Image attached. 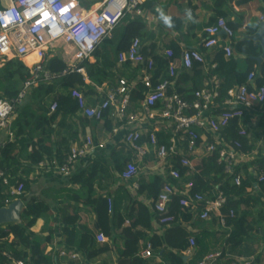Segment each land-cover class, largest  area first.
<instances>
[{
  "label": "built area",
  "instance_id": "obj_1",
  "mask_svg": "<svg viewBox=\"0 0 264 264\" xmlns=\"http://www.w3.org/2000/svg\"><path fill=\"white\" fill-rule=\"evenodd\" d=\"M152 0H100L97 9H91L81 0H3L0 6V57L5 59L23 58L34 55L37 61L32 63L16 98L0 99V130L8 129L15 112L30 90L38 84H48L53 75L46 63L49 51L58 46L65 50L63 56L70 71L82 74L85 70L76 64L90 60L101 42L110 37L113 29L126 15L147 19L143 5ZM235 4L237 0H230ZM9 17V19H5ZM205 37L196 48H185L175 58L171 48H162L157 54L167 61L166 74H156V65L152 56L142 53L139 38H134L127 49L117 55L119 64L129 63L137 69L133 79L116 78L115 86L106 82L94 86V104H87L83 94L73 89L71 96L77 100L78 112L92 121H113L112 133L124 128L123 143L129 160L120 172L122 181L130 184V189H139L140 168H145L151 175L160 176L162 185L157 196L151 202V209L159 225L169 227L175 217L169 214L174 196L179 195L178 205L185 212L196 213L198 218L207 221L216 214L220 226H226V217H232L233 209L227 214L221 208L226 204V197L220 189L212 195L193 191L191 177L198 174L197 165L208 156H215V162L226 175L233 174L235 168L247 158L243 153L242 143L238 138L227 137L231 121L237 120V136H248V131L241 121L246 112H252L255 103H264V86H257L255 72L249 73L246 82L227 91L226 97L218 102L220 79L213 75L207 83L195 90L191 99H184L176 91L179 76L178 69L186 71L194 64L206 66L204 52L213 48H222L225 57L234 54L231 46L233 31L223 17L203 29ZM226 42L221 45V42ZM67 59V60H66ZM264 61V58H263ZM212 65L211 68H214ZM138 85L143 92L140 104L133 109L132 94ZM98 96V100L97 99ZM56 103L50 106L54 111ZM258 113V112H256ZM161 133L164 141L159 142ZM12 136V133L9 132ZM101 145H96L91 136L86 135L79 144H73L62 162L53 161L57 171L70 176L76 164ZM147 157L151 158L148 159ZM148 160H147V159ZM176 161V162H175ZM149 164H153L149 167ZM174 163L184 169V174L175 168ZM256 181H264V173L258 176L252 166ZM186 177L187 180H183ZM0 178L7 184L0 170ZM172 181V182H171ZM241 174L234 178L239 185ZM23 193V184L10 188L13 199H4L1 206L8 205ZM108 211L112 210V201L107 198ZM98 242H103L102 233L96 235ZM195 247V238H188L187 254ZM10 258L7 253H2ZM151 255V244L140 253L142 258ZM218 253L205 255L193 264H213ZM74 255H72V258ZM14 264H24L14 261ZM231 264H250L246 259Z\"/></svg>",
  "mask_w": 264,
  "mask_h": 264
},
{
  "label": "trees",
  "instance_id": "obj_2",
  "mask_svg": "<svg viewBox=\"0 0 264 264\" xmlns=\"http://www.w3.org/2000/svg\"><path fill=\"white\" fill-rule=\"evenodd\" d=\"M251 1L237 0L235 5L241 7ZM229 2L231 1L210 0L215 19L218 17L225 19L228 16L229 7L227 5ZM95 3H98V1L91 0L85 6L88 7ZM154 4V0L146 2L143 5V9L154 12ZM235 14L232 21H227L233 31L231 40L235 54L225 57L221 48L212 49L205 54V58L206 61L211 58L209 63H216L214 69L203 73L200 72L201 65L194 64L191 69L184 71L180 81H183L185 85L178 86L176 82V91L184 99H191L194 91L202 88L196 84V80L200 81V79L203 80L213 75L220 79L218 102H221L226 97L229 89L245 83L251 72H255L257 75L255 84L264 86V61L260 64L257 62V58L261 54V48L258 43L246 38L247 35L256 32L259 20L251 19L249 24L245 26L246 34L242 39L236 40V34H238L239 28L243 25V19L239 13ZM169 21L173 28L176 29H179L182 25L181 17L170 16ZM145 29L146 22L143 18L126 15L113 29L110 37L105 38L95 50L93 53L94 61L83 60L76 64L77 67L85 70L86 79L82 74L70 71L67 64L58 55H53L47 60L46 67L53 75V82L38 84L31 90L23 109L19 111L10 123L9 128L14 140L6 141L3 146H0V170L3 172V177L7 179V184H5L3 179L0 178V202L4 201V199H13L10 196V188L17 187L19 183H22L23 193L18 198L24 203L20 224L0 226V264H14V261L18 260L24 264H59L56 258L49 253H44L43 245L39 243L38 239L30 231L38 220L47 216L49 204L26 195L30 188L28 177L33 171V167L45 161V159L51 163L55 157L59 162H62L68 154L75 136H73L72 127L68 126L66 122L69 117L78 112L77 100L71 96V91L73 89L79 90L86 99L87 96L94 98L96 94L94 91L95 85L100 86L109 82L110 85L115 86V71L119 65L130 66L129 63H118V53L127 49L134 38H142L146 32ZM169 47L172 48L174 57L177 58L180 55V50L175 45H170ZM142 53L153 57L157 67L156 74L161 72L162 77H167V61L156 53V48L153 44L143 47ZM238 55L244 56L246 62L244 68L238 67ZM136 72L137 69L134 68L128 78L133 79ZM198 73L201 74L199 75ZM27 75L28 69L19 59L13 58L6 61L0 67V99L14 100ZM198 75L199 77H197ZM188 81L193 82L187 83ZM59 86L62 87L63 92L55 94L54 91ZM142 92V85H138L131 98L132 110L138 108ZM98 99L97 96L96 100ZM53 102L56 103V108L51 112L50 106ZM253 110L255 113L258 112V123L262 125L264 131V103H255ZM252 116V113L246 112L242 119V125L246 130L248 123H251ZM105 123L111 129V119H105ZM53 126L57 128L55 132L57 139L54 146L52 145ZM237 130L238 124L235 119L231 121L227 129V137L238 138L242 143L241 150L245 154L255 150L256 144L250 141L249 136H237ZM157 138L159 142L164 141L161 133L157 134ZM35 139L36 141L34 142ZM127 155V158L124 156V165L129 160V154L127 153ZM115 159L117 161L116 169L121 172L123 164L119 163V157ZM252 163L256 167L258 176L261 172L264 173V154L261 150L258 151ZM174 166L181 174H184V169L179 167L177 163H174ZM196 167L198 174L191 177L194 184L192 190L212 195L216 189H220L224 193L226 204L221 208L222 213L227 214L229 209L234 211L232 217H226V226H231L232 230L228 233L225 244L231 248L242 246L249 239L251 233L255 231L254 225L259 227L264 224V208L256 212L252 221L247 220L250 208L264 207V201L257 195V193H260L264 197V181L252 182L246 165L237 166L231 175L224 174L222 167L216 164L215 156L213 155L204 158L201 164ZM238 174H241V181L239 185H236L234 178ZM95 178V172L92 171L87 174H77L71 180L79 183L86 190L85 203L91 205L96 213V231L94 233L84 228L77 232L73 227H69L78 220V214L75 212L68 219H63L62 236L65 244L84 250L87 253V259H92L107 251L108 247L106 245L102 247L95 245V237L101 231L104 234L106 233L107 236H111L107 231V226L110 217H113V224L117 229L121 228V235L124 239V246L118 255L117 264H142L139 255V243L147 238L146 230L150 228V216L147 208L141 203H136L135 200L133 204L137 207L138 215L130 226L122 227L124 219L120 218L117 208L112 205V210L109 212L106 198L92 197ZM183 180H187L186 177ZM161 185L162 178L155 176L149 183H140L138 192H146L150 197L155 198ZM178 200L179 195H176L170 204L169 214L175 217V221L172 225L166 227L163 239L161 240L155 236L149 238L151 248L155 253L158 254L164 250L162 257L166 264H187L184 261L183 252L188 246L187 238L189 233L185 227L178 225L176 220L180 215L185 220H188L192 212L187 210L184 212L178 205ZM240 207H243V209L240 210ZM139 213L145 215L144 220H142V216L140 218ZM11 235L13 238L9 240ZM2 253H7L10 258ZM220 255L222 254L219 253ZM69 264L73 263L70 262Z\"/></svg>",
  "mask_w": 264,
  "mask_h": 264
},
{
  "label": "crops",
  "instance_id": "obj_3",
  "mask_svg": "<svg viewBox=\"0 0 264 264\" xmlns=\"http://www.w3.org/2000/svg\"><path fill=\"white\" fill-rule=\"evenodd\" d=\"M2 1L3 0H0V2ZM154 2V12L144 9L145 15L147 16L145 20L146 32L144 36L140 38V41L142 49L143 47L153 44L156 48V53L162 48H170V45H175L180 52L185 48L198 47L205 37L203 29L213 24L217 19H215L210 0H154ZM227 7H229V13L228 16L225 17L226 21H232L236 15L235 13H239L243 19V25L239 28L238 34H236V40L242 39L246 34L245 26L249 24L251 19H258V26L261 21H264V0H252L247 5L241 7L229 2ZM170 16L182 18V25L179 29L173 28L169 21ZM225 44L226 42H221V45ZM258 45L260 46L259 43ZM231 46L233 48L232 43ZM64 50L62 46H58L55 48V52L53 51L54 53H52L51 51L48 57L51 58L53 55H58L66 63L65 57L63 56ZM211 50L205 51L202 49L203 52H206H204V55ZM237 57L238 67L244 68L246 65L244 56L238 55ZM10 59L13 58L5 59L0 57V67ZM20 61L28 68L32 63L37 61V58L34 55H29ZM90 61H94V59L91 58ZM209 61H211V58L206 61L208 68L201 65L200 72L206 73L208 70L214 69L211 68V66H216V63H209ZM133 69L134 68L131 66L126 67L119 65L115 71V79L118 77L129 79L128 75ZM182 73H184V71L178 69V86L185 85L183 81H180ZM198 74L200 75L201 73ZM199 75L197 77H199ZM208 79L209 78L200 79V81L196 80V84L203 87ZM189 82L193 81H188L187 83ZM28 96L29 94L22 104L15 108L12 120L19 111L23 109ZM86 102L87 104H94L95 101L93 97L90 98L87 96ZM250 113H252L253 116L251 117V123L249 122L247 125L249 129L248 136L250 141L256 144V148L250 153H247V158L241 165L247 166L250 172L249 177L251 181L255 183L256 174L253 173L251 169L253 166L252 161L255 159L259 150L264 154V150L260 147L264 142V131L262 125L258 123L257 113L253 111ZM66 123L68 126L72 127V131L74 132L73 136H75V140L72 142L71 146L81 143L86 135L91 136L97 146H101L97 147L94 152L89 154L86 158L81 159L76 164L75 170L70 176H64L57 171L54 164H52L53 161L56 163L59 162L55 157L52 159L51 163L45 159V161L33 167V171L28 177L30 188L29 191L26 192V195L32 199L44 201L49 204L47 216L44 219L38 220L37 224L30 229L34 237L43 245L44 253H49L56 258L59 264H69L70 262L73 264H117L118 255L124 246V239L121 235V228L117 229L113 224V217H110L107 226V231L111 236L109 237L106 233L104 234L103 231H101L100 233L104 235L105 240L103 242H98L95 237V245L97 247L106 245L108 250L92 259H87V253L84 250L66 245L62 236V228L64 226L63 219H68V217L72 216L75 212L78 214V220L69 227H73L77 232H80L81 229L84 228L94 233L96 231V213L91 205L85 203L87 197L86 190L82 188L79 183H75L71 180V178L75 177L77 174H87L92 171L95 172L96 176L92 197L110 198L112 205L117 208L120 218L124 219L122 227L130 226L138 215L137 207L133 204L135 200L136 203H141L147 208L148 215L150 216V228L146 230L147 238L139 243V255L146 247L147 242H149V238L155 236L162 240L166 227L157 223L155 214L151 209V202L154 198L150 197L146 192L139 193L137 190L135 193V191H132L130 189V184L120 179V172L116 169L117 161L115 158L119 157V163L123 164L122 169H124L126 165H124V156L125 158L128 157L123 143L124 128H120L116 133H112V120L110 129L105 121L96 122L88 120L84 118L80 112L69 117ZM56 130V126H53V146L57 139L55 136ZM9 132L11 133L10 128L9 130H0V146H3L6 141L14 140L13 135L10 136ZM35 141L36 139L34 142ZM148 165L151 167L153 164L148 163ZM144 169L145 168L142 167L140 168V173L137 178L139 185L140 183L151 182L156 176L151 175ZM257 195L264 201L263 195L260 193H257ZM262 208L264 207L257 206L250 208L247 220L252 221V219L255 218L256 212ZM242 209L243 207H240V210ZM139 216L140 218L142 216V220H144L145 215L139 213ZM176 223L187 229L189 233L188 238L191 236L195 238V247L192 249V252L187 254L188 246L183 252L184 261L187 264L200 261L205 255L211 253H218L213 264H231L234 261H240L242 259L248 260L250 264H264V224L259 227L254 225L255 231L251 233L249 239H247L242 246L231 248L225 244V240L228 237V233L232 230V227L220 226L217 222L216 214H213L207 221L200 220L196 213H192L188 220H185L180 215ZM12 238L13 236L11 235L9 240ZM163 251L164 250L157 254L151 248V255L149 257L142 258L140 256L142 264H166L162 257ZM219 253L222 255L219 256ZM72 255H74L73 258Z\"/></svg>",
  "mask_w": 264,
  "mask_h": 264
},
{
  "label": "water",
  "instance_id": "obj_4",
  "mask_svg": "<svg viewBox=\"0 0 264 264\" xmlns=\"http://www.w3.org/2000/svg\"><path fill=\"white\" fill-rule=\"evenodd\" d=\"M251 41L259 43L262 52L257 58V62L260 64L264 58V21L259 23V26L254 34L247 35ZM24 208V203L21 199H14L6 206L0 207V226L6 224H20L21 223V212Z\"/></svg>",
  "mask_w": 264,
  "mask_h": 264
},
{
  "label": "rangeland",
  "instance_id": "obj_5",
  "mask_svg": "<svg viewBox=\"0 0 264 264\" xmlns=\"http://www.w3.org/2000/svg\"><path fill=\"white\" fill-rule=\"evenodd\" d=\"M5 1V0H4ZM82 2H83V4H86V3H89L91 0H81ZM96 1H100V0H96ZM94 8H96L97 7V4L95 3L94 5ZM55 52V49L54 50H52V53H54ZM49 54H51V51H49ZM67 60V59H66ZM67 62V61H66ZM53 81H51L50 83H52ZM55 94H60V93H62L63 92V90H62V87H58V88H56L55 89ZM249 124V123H248ZM247 130L249 131V129L247 128ZM259 133H260V131H259ZM263 133V132H262ZM260 147H262V150H264V142L262 143V146H260Z\"/></svg>",
  "mask_w": 264,
  "mask_h": 264
},
{
  "label": "bare ground",
  "instance_id": "obj_6",
  "mask_svg": "<svg viewBox=\"0 0 264 264\" xmlns=\"http://www.w3.org/2000/svg\"><path fill=\"white\" fill-rule=\"evenodd\" d=\"M94 5V4H93ZM98 8V5H97V7L96 8H94V6L91 8V9H97Z\"/></svg>",
  "mask_w": 264,
  "mask_h": 264
},
{
  "label": "clouds",
  "instance_id": "obj_7",
  "mask_svg": "<svg viewBox=\"0 0 264 264\" xmlns=\"http://www.w3.org/2000/svg\"><path fill=\"white\" fill-rule=\"evenodd\" d=\"M100 2V1H99ZM97 4V3H96ZM5 19H9V17H5ZM93 58V57H92Z\"/></svg>",
  "mask_w": 264,
  "mask_h": 264
}]
</instances>
